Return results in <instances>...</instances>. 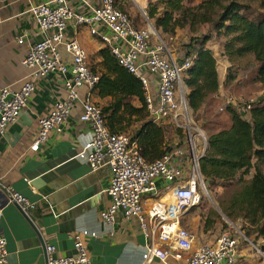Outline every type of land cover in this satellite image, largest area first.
<instances>
[{
    "label": "built area",
    "instance_id": "1",
    "mask_svg": "<svg viewBox=\"0 0 264 264\" xmlns=\"http://www.w3.org/2000/svg\"><path fill=\"white\" fill-rule=\"evenodd\" d=\"M115 3L116 0H98L89 5L87 14L74 12L68 0H50L29 8L42 37L30 47L24 59V65L30 69L26 80L19 88H0V133L27 106L36 92V80L60 73L66 96L39 119V131L30 150H40L53 131L62 133L74 106L81 105L80 121L90 125L92 137L82 145L80 153L86 156L91 171L108 167L111 172L106 190L109 204L100 212L110 234L114 235L120 215L136 217L146 238L143 264L155 259L169 264L170 258L181 260V264H236L240 255L239 238L231 230L221 232L214 243L196 245L194 235L182 224L185 214L201 204L203 192L208 194L200 169V160L208 148V135L194 118V110L187 100L188 87L183 80L196 52H173L153 24L138 26ZM2 9L0 0V25L5 21ZM72 19L76 27L87 26L92 35L109 46L118 63L140 80L149 117L157 123L170 124L175 130L181 129L185 136L182 145L150 162L129 135L109 129L101 106L91 98L99 75L89 65L87 49L76 37L67 36ZM24 39V34L17 36L20 43ZM62 47L72 62L64 58ZM82 88L87 89L85 97L81 95ZM216 97L245 111L257 101L256 97H250L236 102L223 86ZM159 178L170 186L165 197H159ZM7 189L29 216L36 202L11 187ZM147 195L152 198L149 204L145 200ZM2 218L0 212V229ZM72 237L76 254L58 256L56 246L46 244L47 264H93L82 234L74 232ZM6 245V238L0 234V264H8Z\"/></svg>",
    "mask_w": 264,
    "mask_h": 264
},
{
    "label": "crops",
    "instance_id": "2",
    "mask_svg": "<svg viewBox=\"0 0 264 264\" xmlns=\"http://www.w3.org/2000/svg\"><path fill=\"white\" fill-rule=\"evenodd\" d=\"M47 1L50 0H1L5 21L0 25V88H19L28 77L30 69L24 65V59L30 47L42 37L28 10L32 5ZM151 1L155 0H120V3L136 24L144 27L149 23L154 25L147 15ZM97 2L68 0L74 12L81 14H87L89 5ZM23 34L25 39L20 43L17 36ZM67 36L76 37L87 49L92 68H100V50L105 44L92 35L87 26L76 27L72 19ZM212 45L208 43L215 54ZM61 50L64 58L72 62L64 47ZM219 76L221 79L220 71ZM36 87L35 94L19 111L16 121L0 133V212L3 213L0 234L7 240L8 264H47L46 244L55 245L58 256H73L76 254L74 232L82 234L93 264H143L146 238L138 218L120 215L115 233L111 235L100 217V212L109 204L106 190L111 172L108 167L91 171L86 156L80 153L82 145L92 137L90 125L80 121L81 105L74 106L62 133L53 131L40 150H30L39 131V119L49 114L56 102L66 96L60 73L37 79ZM80 92L85 97L87 89L82 88ZM91 98L98 104L104 102L94 92ZM157 181L159 197H165L170 186L161 178ZM7 187L36 202V208L29 216L12 199ZM151 199V196H145L148 204ZM182 224L192 232L196 245L214 243L218 237L216 227L219 222L207 226L205 215L200 212H187ZM244 239L239 241V246H257L249 238ZM181 263V260L169 259V264ZM150 264L163 263L155 259ZM236 264L264 263L260 258H250L242 247Z\"/></svg>",
    "mask_w": 264,
    "mask_h": 264
},
{
    "label": "trees",
    "instance_id": "3",
    "mask_svg": "<svg viewBox=\"0 0 264 264\" xmlns=\"http://www.w3.org/2000/svg\"><path fill=\"white\" fill-rule=\"evenodd\" d=\"M187 1L190 0L151 1L147 15L161 36L175 34L178 29L213 24L218 34L229 36L223 51L230 60L247 54L255 56V77L264 90V0H204L195 7L188 6ZM253 2L258 3V12L253 10ZM115 5L127 12L120 0ZM216 7L221 11L213 18ZM211 38L206 34L185 45L186 53L196 52L192 66L183 76L188 87L187 100L194 112L203 110L210 100L222 99L215 98L221 81L217 58L208 46ZM100 54V68L91 67L99 75L92 92L104 100L99 105L109 129L129 135L150 162L182 145L185 136L181 129L175 130L172 125L157 123L149 117L140 80L118 63L109 46L105 45ZM229 75L228 83L236 79V74ZM225 103L228 123L215 131L210 129L208 148L200 160L201 173L209 188L215 181L222 185L239 183L230 199L221 203L222 211L233 220L241 218L248 222L250 227H242V231L264 252V94H259L249 111H240L232 102ZM168 127L182 133L184 139L170 143ZM205 220L207 226L216 223L208 214Z\"/></svg>",
    "mask_w": 264,
    "mask_h": 264
},
{
    "label": "rangeland",
    "instance_id": "4",
    "mask_svg": "<svg viewBox=\"0 0 264 264\" xmlns=\"http://www.w3.org/2000/svg\"><path fill=\"white\" fill-rule=\"evenodd\" d=\"M204 0H190L187 1V5L190 7H195L202 3ZM225 3V2H224ZM253 10L259 11L258 3H252ZM221 9L216 7L215 12L212 14L213 18H216L218 12ZM210 34L212 38L208 43H213L212 47L215 51L217 61V66H219V71L221 73V82H223V88L232 95L236 102L243 101L250 97H258L259 94H264L262 84L256 80V69L257 64L255 56L253 54H247L243 57L235 58L230 60L223 51V45L229 36H225L224 33L218 34L213 24L205 23L191 29L189 27L184 29H178L175 34L164 35V40L168 44L169 48L175 52H185V45L191 42L192 38H200L203 35ZM182 55V54H181ZM180 55V56H181ZM229 74H236V79H232L229 83L227 82ZM138 103V102H136ZM226 103L219 99L216 101L210 100L205 108L199 112H194V118L198 121L201 126L206 130L207 135L216 129L225 127L227 125L228 113L226 112ZM240 111H244L242 107L235 105ZM223 108V110L221 109ZM227 122V123H226ZM215 124H218L216 127ZM184 139V136L180 132H175L171 127H168V140L170 143L179 142ZM264 170V166L262 167ZM249 175L247 178H250ZM208 188V194L203 192L202 202L197 206V208L190 210L192 212H200L203 215H210L211 220L214 222H219L217 228L218 235L225 230H231V232L238 236L241 242L244 232L242 227H250L248 222H244V219L229 218L224 214L221 208V203L228 201L232 194L239 188V183L233 181L229 185H222L219 181H215L210 188ZM241 237V238H240ZM247 238V237H246ZM245 240V239H244ZM261 242V241H260ZM244 247L248 252L250 258H260V261L264 263V252L259 246H239Z\"/></svg>",
    "mask_w": 264,
    "mask_h": 264
},
{
    "label": "water",
    "instance_id": "5",
    "mask_svg": "<svg viewBox=\"0 0 264 264\" xmlns=\"http://www.w3.org/2000/svg\"><path fill=\"white\" fill-rule=\"evenodd\" d=\"M248 239V238H247ZM249 240V239H248ZM252 242V241H251ZM253 243V242H252Z\"/></svg>",
    "mask_w": 264,
    "mask_h": 264
}]
</instances>
